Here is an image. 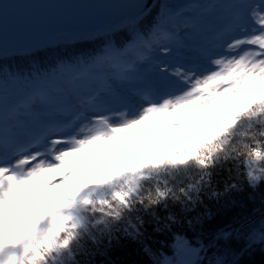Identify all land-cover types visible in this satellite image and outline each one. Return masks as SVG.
<instances>
[{
	"label": "snow or ice",
	"instance_id": "6c2138e0",
	"mask_svg": "<svg viewBox=\"0 0 264 264\" xmlns=\"http://www.w3.org/2000/svg\"><path fill=\"white\" fill-rule=\"evenodd\" d=\"M5 5L0 0V49L6 39L5 20L10 7ZM135 7L137 16L129 21L128 40L121 46L109 43L99 53L76 57L70 63L61 62L46 71L38 67L27 72L0 68V150L5 155L13 151L17 156L13 164L0 165V264H96L92 257L104 248L105 237L111 243L113 235L122 232L137 240L143 235L144 220L138 214L141 210L148 212L161 204L166 206L170 197L179 201L171 188L159 187L164 174L190 169L200 173L196 184L179 190L189 203L194 202L191 192L198 194L202 185L211 183L213 169L229 161L241 162V157L249 185L255 187L264 183V141L259 139L264 138V0L260 6L245 0H215L189 4L180 11L163 3L159 20L147 32L138 25L147 6L138 2ZM248 12L255 27L228 42L224 54L211 59L210 70L197 73L180 66L172 69L162 66L161 71L177 78L185 85L184 90L154 100L151 88L142 89L140 95L146 103L136 113L93 117L77 134L52 139L44 152L22 154L27 153L28 148H17L14 130L20 125L21 116L42 124V116L51 118L83 109L76 117L82 119L86 111H101L109 98L117 96L121 85L138 78L136 59L131 54L145 59L142 51L157 43L166 26L171 25L183 33L178 35L173 31L171 36L164 33L175 48L207 55L209 46L220 41L225 31L243 30ZM211 13H217L215 20L227 23V28L219 30L212 23ZM169 51L171 49H164L166 54ZM86 92L92 93L87 101ZM208 109L215 111H203ZM227 109H233V114L222 116ZM113 117L119 122L113 123ZM177 120L199 121L206 127L193 128ZM217 120L225 122L211 123ZM140 126L190 132L198 139L180 138L178 147H163L164 155L148 154L118 169L111 167L120 162V157L113 155L116 149H109L105 159H101L100 153H92L90 158L94 162L89 165L68 163L81 159L89 149L120 140L154 143L132 134V130ZM236 137L241 138L242 147L233 143ZM243 138L251 139L255 146L244 143ZM61 144L67 147L58 149L57 145ZM89 175L94 178L92 182ZM53 176H58L59 180L54 181ZM154 179L157 180L154 192L149 189L145 194L144 182ZM33 182L38 187L64 188L71 195L64 198L60 207L43 214L27 213L22 225L7 227L12 209L30 206L17 198ZM134 212L138 223L131 220ZM168 219L174 222V217ZM260 239L264 242V231ZM182 250H187L186 246H182Z\"/></svg>",
	"mask_w": 264,
	"mask_h": 264
},
{
	"label": "trees",
	"instance_id": "16d2710c",
	"mask_svg": "<svg viewBox=\"0 0 264 264\" xmlns=\"http://www.w3.org/2000/svg\"><path fill=\"white\" fill-rule=\"evenodd\" d=\"M213 2L215 0H207L206 3ZM161 4H163L162 0L150 15L138 24L140 29L147 32L154 26L159 20ZM169 6L174 10L178 9L176 5L169 4ZM173 31L176 29L171 25L166 26L157 41L167 42L169 38L164 33L171 36ZM129 32L130 29L126 27L114 35L101 37L92 42L59 46L32 55L2 59L0 68L27 72L38 67L41 71H46L61 62L70 63L76 57L99 53L109 43L121 46L128 40ZM152 51L153 46L144 49L142 55L145 59L142 60L137 58L136 53H132V57L136 59V66L144 60L146 62ZM148 61L147 64H150ZM233 112L234 110L230 109L225 117L232 115ZM192 125L194 128L206 127L201 122ZM191 137L193 140L198 139L193 133ZM259 139L264 141V138ZM240 141L241 138L236 137L233 143L237 147H242ZM243 142L255 146L249 138H243ZM166 145L179 146L166 142L162 145L161 151ZM243 159L241 157L240 161L242 162ZM241 162L229 161L223 167L213 169L211 183L202 185L198 194L190 193L194 201L192 203H189L179 190L187 188L189 184H196L200 173L196 169H190L164 174L160 177L159 187L171 188L179 197V201H174L170 197L166 206L161 204L148 212L141 210L138 214L144 220V224L141 225L142 237L133 240L120 232L113 235L111 243L105 237L102 241L104 248L92 259L96 264H166L175 256L177 244L182 241L192 246L201 245L211 253L221 256L217 264H264V242L253 239L254 231L264 219L255 221L234 236L236 228L264 213V183L255 187L250 186ZM144 183L145 194L149 189L154 192L157 180ZM231 184H235L236 187H229ZM137 208L140 206L137 205ZM95 215L98 217L99 213ZM170 216L174 217V222L169 221ZM136 217L137 213L134 212L131 215L133 223H138ZM92 231L96 232V229ZM226 234L229 236L225 239ZM245 235L250 238L249 241L246 240Z\"/></svg>",
	"mask_w": 264,
	"mask_h": 264
},
{
	"label": "rangeland",
	"instance_id": "374dc122",
	"mask_svg": "<svg viewBox=\"0 0 264 264\" xmlns=\"http://www.w3.org/2000/svg\"><path fill=\"white\" fill-rule=\"evenodd\" d=\"M163 3L176 5L179 9H184L186 5L189 4H203L206 3L207 0H162ZM211 1V0H209ZM220 2H231V0H224ZM245 2L260 6L262 0H245ZM180 11V10H179ZM188 15V13H185ZM212 18V23L218 27L219 30H224L227 28V23L223 21L215 20V16L217 13L209 14ZM244 28L242 29H233L225 31L222 39L218 42H214L213 45L209 46L208 54H194L190 51L180 49L174 47L171 40L166 41H157L153 45V51L149 58L151 61L147 64V60L145 62H140L138 68V78L131 82L121 85L117 90V96L114 98H109L105 107L99 112L86 111L85 116L82 119H75V121L67 120V113L65 114H57L55 117H46L42 116L40 119L43 122L36 123L28 119L27 117H20V125L14 130L16 132V139L26 140L25 143H30L31 140L38 141L33 142L32 147L28 146V153L22 154H31L37 152L36 150H41L43 148L49 149L50 141L52 139H61L65 137H70L72 135L77 134L79 128L84 123H90L91 119L96 116H102L111 113H136L139 109L146 103L141 95L140 90L151 88L152 96L151 98L154 100H159L164 96L171 95L177 92L184 90L185 85H183L177 78L168 75L165 72L161 71L162 66H167L169 69L175 68L177 66L183 67L188 70H195L197 73H203L210 70L213 65L211 63V59L216 58L224 54V46L231 42V40L242 37L247 34V30L251 27H255L252 21V17L250 12L246 13L245 20L243 22ZM178 35H182L183 33L176 29ZM211 35V33H210ZM75 45V44H72ZM65 46V45H64ZM70 46V45H66ZM165 48L171 49L167 54L164 52ZM52 49V48H49ZM40 50L41 51H45ZM243 51V49L241 50ZM36 52V53H38ZM34 53V54H36ZM32 55V54H31ZM21 57V56H14ZM10 58V57H9ZM7 59V58H3ZM2 60V59H0ZM145 62V63H144ZM153 65V66H151ZM99 86V85H97ZM89 96L91 97L92 93L89 92ZM103 95V93H102ZM90 97H88V92L84 93V99L87 101ZM229 110L227 109L222 112V116L229 114ZM80 111L83 109L75 110L76 117L79 116ZM203 111H215V110H203ZM64 116H66V120L64 121ZM63 119V120H62ZM219 122L224 120H217ZM113 123H118L119 120L115 117L112 118ZM183 123H189L191 127H193V122L190 121H179ZM215 121H212L213 123ZM195 123H200L199 121ZM203 124V123H201ZM48 125H54L52 127H48ZM194 128V127H193ZM132 134L139 136L142 140H152L154 143L146 145V144H134L131 141H116L112 145L101 146L99 148H92L88 150V153L79 160L69 161V164L75 165H89L94 161L91 160L92 153H100L101 159H105L108 157L109 149H116L117 151L113 154L115 156L120 157V162L118 164L112 165L111 167L114 169H118L122 164L129 161H136L141 157L151 154L155 155H164V152L161 151L162 145L168 143H175V145H179L180 138L185 141H191L193 138L191 137L190 132H179L172 129L165 128H147L146 126H140L137 129L132 130ZM38 145V146H36ZM67 145L61 144L57 145V148H66ZM30 149V150H29ZM35 150V151H34ZM125 152H132L134 155H124ZM1 154V150H0ZM1 156V155H0ZM2 165V164H1ZM93 177L89 175V182L93 181ZM53 180H59L58 176H53ZM71 195V193L65 192L64 188H52L48 186L38 187L35 182L29 184L25 189H23L21 195L17 198L21 202L30 203V206L26 209H12L11 215L7 219L10 221L7 224V227L12 228L17 225H22L25 221L23 216L27 213H37L43 214L49 209L60 207L63 203V200L66 196ZM36 198V199H33ZM264 219V217L259 218ZM257 220V221H258ZM245 225V224H244ZM249 226V225H248ZM248 226H240L236 228L234 231V235H237L241 230L245 229ZM264 231V221L261 222L253 234V239L259 241L260 233ZM224 236V235H223ZM229 235L226 234L224 238L226 239ZM246 236V235H245ZM247 241H249V237H245ZM182 246H186L187 250H182ZM219 255L211 253L209 250L205 249V247L201 245L192 246L187 243H183L180 241L176 247L175 256L166 264H181L182 261L188 262V264H213L219 260ZM217 264V263H216Z\"/></svg>",
	"mask_w": 264,
	"mask_h": 264
},
{
	"label": "water",
	"instance_id": "95a60500",
	"mask_svg": "<svg viewBox=\"0 0 264 264\" xmlns=\"http://www.w3.org/2000/svg\"><path fill=\"white\" fill-rule=\"evenodd\" d=\"M159 0H2L8 8L0 59L34 54L60 45L91 42L117 33L146 4L143 20ZM18 5V7H12ZM264 213L245 223L248 226ZM235 236V235H234Z\"/></svg>",
	"mask_w": 264,
	"mask_h": 264
},
{
	"label": "bare ground",
	"instance_id": "6f19581e",
	"mask_svg": "<svg viewBox=\"0 0 264 264\" xmlns=\"http://www.w3.org/2000/svg\"><path fill=\"white\" fill-rule=\"evenodd\" d=\"M16 140H21L22 141L23 139L19 138V139H16ZM24 141H26V140H24Z\"/></svg>",
	"mask_w": 264,
	"mask_h": 264
}]
</instances>
